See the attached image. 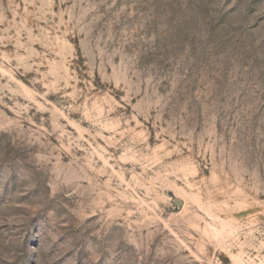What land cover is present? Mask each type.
Returning <instances> with one entry per match:
<instances>
[{
	"label": "rangeland",
	"instance_id": "obj_1",
	"mask_svg": "<svg viewBox=\"0 0 264 264\" xmlns=\"http://www.w3.org/2000/svg\"><path fill=\"white\" fill-rule=\"evenodd\" d=\"M0 264H264V0H0Z\"/></svg>",
	"mask_w": 264,
	"mask_h": 264
}]
</instances>
